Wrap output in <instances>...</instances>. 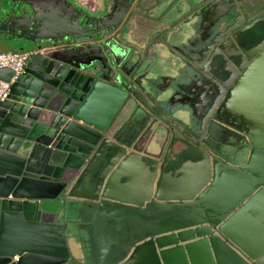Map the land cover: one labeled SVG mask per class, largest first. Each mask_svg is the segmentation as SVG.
Listing matches in <instances>:
<instances>
[{
    "label": "water",
    "instance_id": "obj_1",
    "mask_svg": "<svg viewBox=\"0 0 264 264\" xmlns=\"http://www.w3.org/2000/svg\"><path fill=\"white\" fill-rule=\"evenodd\" d=\"M137 2L0 0V54L35 52L0 69V264H264V0ZM81 206L112 258L81 256Z\"/></svg>",
    "mask_w": 264,
    "mask_h": 264
},
{
    "label": "crops",
    "instance_id": "obj_2",
    "mask_svg": "<svg viewBox=\"0 0 264 264\" xmlns=\"http://www.w3.org/2000/svg\"><path fill=\"white\" fill-rule=\"evenodd\" d=\"M52 52H54V50L45 51L44 54L50 55ZM123 175L124 176L120 179V182L117 185L119 188L118 190H121L119 193L132 198L141 196L140 192L143 190L145 185L143 173H141L139 169L132 166L130 168L128 167ZM89 216H92V211L88 207L81 206V208L74 209L70 217V226L71 228L73 227L72 230L77 237V239L74 238V240H76L81 256L92 255V257L97 259L103 256V250L108 249V257L112 258L114 253L118 251L117 244H112V241H109L111 239H109L105 233H98L94 231L92 225L88 221ZM93 225H95V222ZM110 231L111 228H108L107 232ZM112 236L118 235L117 233H113ZM100 243L105 245L101 247Z\"/></svg>",
    "mask_w": 264,
    "mask_h": 264
},
{
    "label": "flooded vegetation",
    "instance_id": "obj_3",
    "mask_svg": "<svg viewBox=\"0 0 264 264\" xmlns=\"http://www.w3.org/2000/svg\"><path fill=\"white\" fill-rule=\"evenodd\" d=\"M156 2H158V0H138L137 12L140 14V16H143V15L145 16L146 12H149V13L153 12L152 11L153 8L151 7L154 4H156ZM143 6L144 8H141ZM148 8H151V9L147 11ZM103 10L105 11H103L102 15L105 16L107 15L106 13L110 11V7H108V9L103 7ZM263 41H264V23L255 25L252 29L245 32L241 37L242 45L246 48H251V49L252 48L255 49ZM219 132H220V129L217 128L216 130L212 132V138H209L208 142L214 147H216L215 145H217L216 139H214V135L220 136ZM188 156L191 157L193 160L195 159V157L197 159L199 158V156L196 153H193L191 150H187V151L185 150L184 153L181 155V158L182 160H185V158H188Z\"/></svg>",
    "mask_w": 264,
    "mask_h": 264
},
{
    "label": "built area",
    "instance_id": "obj_4",
    "mask_svg": "<svg viewBox=\"0 0 264 264\" xmlns=\"http://www.w3.org/2000/svg\"><path fill=\"white\" fill-rule=\"evenodd\" d=\"M35 52L25 53H2L0 54V69L8 68L17 75L24 72V69ZM10 85L0 81V100L5 99L9 94ZM18 258H14L17 260Z\"/></svg>",
    "mask_w": 264,
    "mask_h": 264
},
{
    "label": "rangeland",
    "instance_id": "obj_5",
    "mask_svg": "<svg viewBox=\"0 0 264 264\" xmlns=\"http://www.w3.org/2000/svg\"><path fill=\"white\" fill-rule=\"evenodd\" d=\"M93 1L94 0H80V3H82L83 5H87L89 7L92 4ZM101 8H103V7H101ZM101 11H105V10L98 8L96 12L100 13Z\"/></svg>",
    "mask_w": 264,
    "mask_h": 264
}]
</instances>
